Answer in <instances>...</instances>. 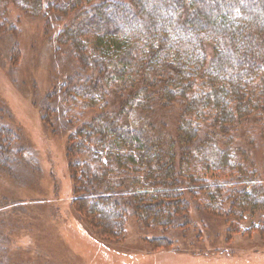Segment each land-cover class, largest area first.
I'll list each match as a JSON object with an SVG mask.
<instances>
[{"label":"trees","instance_id":"obj_1","mask_svg":"<svg viewBox=\"0 0 264 264\" xmlns=\"http://www.w3.org/2000/svg\"><path fill=\"white\" fill-rule=\"evenodd\" d=\"M22 1L58 23V46L79 67L61 85L76 123L68 152L74 177L91 186L81 210L105 236L125 234L120 198L166 231L185 228L188 193L205 194L220 211L212 215L229 201L264 208V180L240 135L264 134V0ZM252 228L264 232V220Z\"/></svg>","mask_w":264,"mask_h":264},{"label":"rangeland","instance_id":"obj_2","mask_svg":"<svg viewBox=\"0 0 264 264\" xmlns=\"http://www.w3.org/2000/svg\"><path fill=\"white\" fill-rule=\"evenodd\" d=\"M47 15L29 13L22 0L0 3V136L10 134L0 140L8 145L0 151V264H264V232L252 228L262 225L263 207L229 201L212 215L220 211L206 207L205 194L188 193L185 228L166 231L139 221L130 199L120 198L130 210L118 238L81 210L77 197L91 186L71 168L76 123L61 86L79 67ZM240 135L264 180V134L249 126ZM229 173L208 177L231 180ZM161 237L171 245L154 243Z\"/></svg>","mask_w":264,"mask_h":264}]
</instances>
